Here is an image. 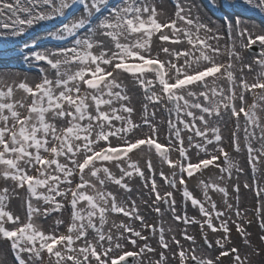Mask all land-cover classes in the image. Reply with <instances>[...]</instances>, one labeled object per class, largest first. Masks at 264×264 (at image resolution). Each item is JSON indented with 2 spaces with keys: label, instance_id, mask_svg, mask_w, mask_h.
<instances>
[{
  "label": "snow or ice",
  "instance_id": "6c2138e0",
  "mask_svg": "<svg viewBox=\"0 0 264 264\" xmlns=\"http://www.w3.org/2000/svg\"><path fill=\"white\" fill-rule=\"evenodd\" d=\"M167 4L0 0V264H264V0ZM229 122L233 151H246L252 171L243 187L259 201L255 240L240 184L230 202L217 182L244 172L225 150ZM210 168L220 175L203 179ZM134 190L185 225L187 246L163 221H147ZM210 192L222 194L223 208ZM189 202L202 219L188 216Z\"/></svg>",
  "mask_w": 264,
  "mask_h": 264
},
{
  "label": "bare ground",
  "instance_id": "6f19581e",
  "mask_svg": "<svg viewBox=\"0 0 264 264\" xmlns=\"http://www.w3.org/2000/svg\"><path fill=\"white\" fill-rule=\"evenodd\" d=\"M167 7L169 8V11H171V8H172L171 3L168 2ZM44 34L45 33H43V32H39L38 33V35H44ZM48 48H53V47H48ZM253 57H254V55H252L250 52L249 53L248 52L245 53V58H246L247 62H251ZM20 68L21 69H15V70L19 71L21 73V75L27 74L30 80L37 78L38 73L36 71L33 70V72H29L30 69H28L27 67H24V66H20ZM252 75H254V74H249V79L252 78ZM134 95L137 98L134 102H136L137 107L139 108L138 99L140 97V93L137 91ZM159 118L162 119V114L160 115ZM233 126H234L233 124H228V126L223 129L224 137L229 142L228 145L225 144V150L229 153V155L232 157V159L236 163H238V165L240 167H242L244 169V172L243 173H237L234 170L231 180H227L226 179V180H224L222 182L221 181H217V182L218 183H222L223 185H227L229 187V192H230L229 199H230V202H235L232 199V185L235 184V183H239L240 184L239 206H240L242 211L247 209L248 210L247 218L248 219H252L254 221L251 226H248V225H245V226L248 227V231L253 233V240H255L256 236L258 235V232L255 229L256 222H255V217L253 215V210L255 208L259 207V201L256 200V199H253L250 196V194H249V189H245L243 187L245 181H247L249 184H252V176L249 177L250 176V172L252 173V171H251L250 166L247 163L246 151H242L240 153H236L235 151H233V148H232L231 143H230L231 130L227 129L228 127L229 128H231V127L233 128ZM164 132H165V129L163 127L161 129L160 141H162L164 144H166L167 139L162 135V133L164 134ZM209 148H211V146H209ZM201 156H203V153H201ZM176 157H177V154L173 153V158H176ZM192 158H193V160L198 159V157L195 155L194 152L192 154ZM222 161H223V157H220V159L218 161H216V163H221L222 164ZM153 162H154V164L156 165L157 168L160 167V163H159V160L157 158H154ZM142 163H143V161H142ZM167 170H168L167 166L165 165L164 166V171L167 172ZM219 175H220V172H219L218 168H210V169L204 171L203 179L208 180L209 178H211V179L215 180L217 178V176H219ZM197 176H199V174H197ZM237 176L239 177L238 180H237ZM262 177H264L262 172L261 173H257V180H262ZM157 179H158V184H162V181L160 180V178L157 177ZM262 186H264V180H262ZM139 187H140V184L137 183V181H136L135 184H134V189L139 188ZM166 189H167V185H163L160 190H161V192H163ZM190 190H192L194 195L197 196L198 198H200L202 200L204 199L203 195H202V192L200 191V188H199V185H198L197 181L193 180L191 182ZM210 195L212 196V199L217 202L218 207L223 208V197H222V194H220L218 192H210ZM139 196H140V193L134 190L133 198L137 199V204H138V206L140 208L141 213L145 216V218L149 219L150 221H152L150 223H155V224H157L159 226L160 223L163 221L165 228L171 227L172 230H173L171 233H167V235L169 237L174 234V235H176V237L183 238L182 233L181 232L178 233L177 226H176L177 222L173 220V218L171 217L170 213H165L162 217L158 216L155 212L151 211L149 208H147L142 203V199H148V196L145 194L142 199L138 198ZM174 196H175V199L177 200V206L179 207L180 204H181V201H182V196H181V194H178V193H175V192H174ZM17 204H18V202H14V206H16ZM152 212L154 213V215H152ZM187 213H188L189 217H193L194 216V217H196L198 219H202V217H200V214H199L198 210L193 208V207H191L190 202H189V206L187 208ZM65 215L67 216V214H65ZM229 216H230L231 220H236L237 219L235 217V215H233L231 213L229 214ZM120 218H122V217H120ZM120 218H117V222H118V220ZM51 223H52L51 221H48V222L44 223L45 229L49 228ZM218 223L219 222L217 221V224ZM137 227H139L138 222H137ZM188 231L191 234L196 235L197 238H200V230H199V226L198 225H189L188 226ZM219 235H220V233H211V232H209L210 239L218 238ZM231 238H232V240L234 242L239 244V236L235 232L234 226H233V231H232V234H231ZM151 243L153 244L154 240L151 241ZM181 243L184 244V242H182V241H181ZM213 254H215V253H213Z\"/></svg>",
  "mask_w": 264,
  "mask_h": 264
},
{
  "label": "rangeland",
  "instance_id": "374dc122",
  "mask_svg": "<svg viewBox=\"0 0 264 264\" xmlns=\"http://www.w3.org/2000/svg\"><path fill=\"white\" fill-rule=\"evenodd\" d=\"M168 2L170 3V1L168 0ZM210 15V14H209ZM213 19H215V18H213ZM258 21V20H257ZM252 55H255L257 52L256 51H252V52H250ZM164 118H166V114H162V119H164ZM228 124H232V122H229ZM241 124H243V121H241ZM164 129H165V132H164V134L162 133V135L167 139V133H166V125L164 126ZM227 129H230V130H232V127L231 128H227ZM226 141H227V139H225ZM225 141V142H226ZM160 142H162V141H160ZM163 143V142H162ZM167 143V142H166ZM226 145H228L229 144V142L227 141L226 143H225ZM249 171V170H248ZM250 172V171H249ZM262 174L264 175V172H262ZM252 176V173L250 172V176L249 177H251ZM137 183H139L140 184V182L139 181H137ZM178 194H180V193H178ZM249 194H250V196L253 198V199H256L257 200V197L255 196V192H254V190H249ZM179 207H182V204H180V206ZM178 207V208H179ZM152 215H154V213L152 212ZM147 221L150 223V222H152V221H150L149 219H147ZM138 225H139V222H138ZM176 226H177V230H178V233L179 232H181L182 233V231H183V229L185 228V225H183L182 223H176ZM255 229H256V231L259 233V229H258V226H257V223L255 224ZM178 239H181V241L182 242H184V244L187 246L188 245V242L187 241H185L183 238H181V237H177ZM197 240H198V242H200V243H202V241L200 240V238H197ZM239 243H241V240H240V237H239ZM153 247H158V245L156 244V242H155V240H154V243H153ZM225 264H228V262H227V260L225 261Z\"/></svg>",
  "mask_w": 264,
  "mask_h": 264
}]
</instances>
